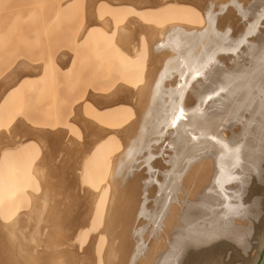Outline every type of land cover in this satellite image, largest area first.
Returning a JSON list of instances; mask_svg holds the SVG:
<instances>
[{
	"label": "bare ground",
	"instance_id": "1",
	"mask_svg": "<svg viewBox=\"0 0 264 264\" xmlns=\"http://www.w3.org/2000/svg\"><path fill=\"white\" fill-rule=\"evenodd\" d=\"M158 1L133 0L134 16L98 28L120 42V81L83 101L130 115L106 130L73 109L90 146L68 145V197L32 196L19 178L33 177L30 164L17 172L0 147V264H182L217 245L240 255L232 264L252 256L264 218V0H182L184 21ZM17 75L3 77L0 103Z\"/></svg>",
	"mask_w": 264,
	"mask_h": 264
},
{
	"label": "rangeland",
	"instance_id": "2",
	"mask_svg": "<svg viewBox=\"0 0 264 264\" xmlns=\"http://www.w3.org/2000/svg\"><path fill=\"white\" fill-rule=\"evenodd\" d=\"M132 2L0 0V91L10 87L3 83V77L18 73L19 82L16 90L0 103V147L10 149L18 163L17 172L25 174L24 165L30 164L27 173L30 175L32 172L33 177L25 174L19 178L25 179L23 185L32 196L45 194L57 202L61 197H68V176L71 175L68 173V169L71 170L70 164L68 168V145H82L87 141V146H90V137L73 122V109L81 105L78 110L80 116L106 130L119 127L129 117V113L100 112L83 100L88 93L104 95L110 90L107 86L110 82L120 81L113 77L116 71L112 69L120 62L111 52L112 43L119 40L116 35L112 39L103 35L98 28L108 32L105 27L122 25L128 17L134 16L133 13H125L126 5ZM184 3L188 2L158 1L160 8L171 12L166 16L169 21H184L180 16L183 15L181 6ZM145 17L151 18L152 13H145ZM100 20L104 23H99ZM164 20L165 16L161 15L159 22ZM185 21L197 25L199 17L191 12ZM89 31L91 39L86 41ZM123 49L131 52L128 48ZM96 50H103L107 58L98 62ZM122 64L128 66L130 63L126 58ZM69 66L72 70H68ZM40 70H44L41 72L43 80L38 83L36 78ZM18 122L22 127L17 125L21 129L13 132L12 125L16 127ZM79 158L72 160L77 163L73 166L78 173ZM71 177L75 179L73 174ZM85 184L78 182L74 186L89 187ZM83 193L81 190L80 194ZM73 235L74 232L70 234Z\"/></svg>",
	"mask_w": 264,
	"mask_h": 264
},
{
	"label": "water",
	"instance_id": "3",
	"mask_svg": "<svg viewBox=\"0 0 264 264\" xmlns=\"http://www.w3.org/2000/svg\"><path fill=\"white\" fill-rule=\"evenodd\" d=\"M255 250L243 264H264V218L258 229ZM240 255L227 245H217L188 256L182 264H232Z\"/></svg>",
	"mask_w": 264,
	"mask_h": 264
}]
</instances>
